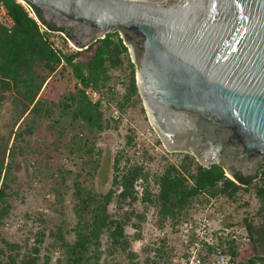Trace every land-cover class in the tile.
I'll use <instances>...</instances> for the list:
<instances>
[{"label":"water","instance_id":"obj_1","mask_svg":"<svg viewBox=\"0 0 264 264\" xmlns=\"http://www.w3.org/2000/svg\"><path fill=\"white\" fill-rule=\"evenodd\" d=\"M18 1L38 21L34 7L44 21L72 29L69 40L81 50L118 33L165 149L206 169L218 166L233 181L257 177L264 166V0Z\"/></svg>","mask_w":264,"mask_h":264},{"label":"trees","instance_id":"obj_2","mask_svg":"<svg viewBox=\"0 0 264 264\" xmlns=\"http://www.w3.org/2000/svg\"><path fill=\"white\" fill-rule=\"evenodd\" d=\"M0 6L11 21L10 26L0 23V111L6 103L10 105L8 131L0 136L1 227L12 207L10 199L15 180L12 166L17 156L25 155V149L38 127L44 126L45 121H52L48 128L61 125V114H64L68 121L66 125L63 124L66 127L83 123L93 133L105 128L102 101L92 103L76 84H68L66 92L56 98L57 81L49 82L51 75L64 66L63 69H67L83 87L91 84L101 91L100 88L109 81L108 71L121 65L128 49L119 34L112 33L86 49L69 52L66 39L73 40L74 37L69 31L44 21L36 7L33 6L43 25L52 32L65 35L59 37L60 47H55L48 33L40 32L37 22L27 15L17 0H0ZM130 67L124 102L134 95L138 96L131 62ZM55 111L59 114L56 120ZM56 134L59 137L62 133L58 131ZM126 138V144L130 146L134 138ZM68 148L73 153L82 152L89 156L93 152L89 139L78 136L71 140ZM183 155L178 166L167 165L162 173L152 177L156 186L153 192L149 186L150 174L144 170L142 163L132 162L122 153L114 157L111 188L105 193L88 188L82 178L92 179L98 169V162L87 160L84 164L90 167L89 171L82 166L69 185L73 190L72 212L75 224L71 232L74 240L69 242L62 228L50 234L59 250L54 264H111L103 258L104 253L110 256L123 254L129 260L137 257L131 250V239H140L139 234L130 238L125 229L131 226L137 230L144 220V213H138L135 208L138 197L134 184L138 179L146 183L140 200L156 206L161 221H176L195 209L196 204L202 205L211 198L226 196L235 199L234 195L240 188L248 189L252 185V178L236 174V183L225 176L222 168L214 165L206 169L192 156ZM50 193L56 196L58 188L51 187ZM256 195L264 201V183L256 186ZM112 204L115 206L113 213L109 210ZM247 228L251 230L250 225ZM43 238L44 232L39 231L32 247L26 248L23 244L24 251L17 243L0 240V264H38L40 248L36 245L41 244ZM103 238L106 239V250L103 249ZM164 244L165 240L154 249V259L160 257ZM49 261L46 257L44 264ZM244 264H264V257L254 256Z\"/></svg>","mask_w":264,"mask_h":264},{"label":"rangeland","instance_id":"obj_3","mask_svg":"<svg viewBox=\"0 0 264 264\" xmlns=\"http://www.w3.org/2000/svg\"><path fill=\"white\" fill-rule=\"evenodd\" d=\"M0 23L7 24L1 11ZM59 37L62 35L49 36L55 47L61 46ZM69 42L73 45L70 40ZM71 45L68 43L69 52L78 51L79 48L74 45L71 47ZM130 62L129 53L123 55L121 65L108 71L109 81L100 88L101 91L99 90L102 98L101 111L106 122L102 131L93 133L85 128L83 123L66 127L67 117L61 114V125L48 128L52 121H45L44 126L35 130L28 148L25 149V155L17 156L15 159L12 166V174L15 177L12 183L13 194L10 199L12 207L9 216L0 227V240L17 243L24 251L23 244L26 248L32 247L35 244V235L39 231L44 232L43 242L36 245L40 248L38 264H44L46 257L50 259L46 264H54L59 256V250L50 235L58 228H62L69 242L74 240V234L71 232L75 224L72 212L73 190L69 185L75 174L81 171L82 166L89 171L90 167L84 164L87 160L97 161L98 169L94 172L92 179L82 178L84 185L88 188L92 187L97 192L105 193L111 188L114 174L113 161L119 153L124 154L132 162L142 163L144 170L150 174L151 192L156 190L152 177L162 173L167 165L178 166L176 160L184 158L183 153L167 152L148 120L139 93L138 96L134 95L126 102L123 101L131 72ZM63 68L64 66L59 67L51 75L49 81H57L55 84L56 98H60V95L66 92L68 84L78 86L80 83L67 69ZM42 91L43 89L41 93ZM114 112L118 114L113 117ZM57 113L55 111L54 114L57 115ZM9 114L10 105L6 103L0 111V136L8 131ZM58 115L54 120L59 118ZM58 131L62 133L59 137L56 134ZM75 136L89 139L93 149L90 156L82 152L69 151L68 147ZM127 136L134 138L130 146L126 144ZM230 180L233 181V179ZM258 185L261 184L252 182L248 189L240 188L234 195L235 199L222 196L211 198L202 205L194 206L195 209L206 208L209 203H213L214 207L211 208L224 216L222 223L224 227L229 228L234 224H239L246 228L250 242L232 257L233 264H244L254 256L264 257V201L256 195ZM53 186L58 188L59 195H51ZM143 187H146L145 182H143ZM109 208L113 213L115 206L112 204ZM135 208L138 213H144V220L140 222L139 229L128 226L125 232L130 238L139 234L140 239H131V250L137 254V257L129 260L123 254L110 256L104 253L103 258L111 264L116 262L121 264H176L174 250L185 251L187 249V245L182 242L181 234H183V224L190 219L195 209L176 221H161L156 206L138 198ZM247 225H250L251 230L247 228ZM162 232L164 237H161ZM105 240L103 238V249L106 250ZM163 240H165L164 249L159 254L160 257L154 259V249Z\"/></svg>","mask_w":264,"mask_h":264},{"label":"built area","instance_id":"obj_4","mask_svg":"<svg viewBox=\"0 0 264 264\" xmlns=\"http://www.w3.org/2000/svg\"><path fill=\"white\" fill-rule=\"evenodd\" d=\"M18 1V0H17ZM27 15L34 19L40 32L48 33L52 35H65L62 32H52L46 29L37 19L32 8L24 1H18ZM1 13L5 16L7 26L11 25V21L7 18L3 7L0 6ZM70 44L69 40L66 39ZM71 47H74L71 45ZM81 49H78V51ZM78 87L83 91L84 96L96 103L102 101L99 91L91 84L83 87L78 84ZM118 112H114L113 117ZM168 153H171L167 151ZM181 158H178L176 162L181 163ZM257 177L254 178L253 183H264V167L257 171ZM143 181L138 179L134 184V190L138 198L143 195ZM211 207H214L213 203H209L206 208H197L194 210L190 219L183 224L182 242L187 245V249L174 250V259L176 264H233L232 257L236 256V253L248 246L250 238L245 227L234 224L231 227H224V216L215 212ZM161 237H164V233H161ZM240 249V250H239ZM234 252V254H232Z\"/></svg>","mask_w":264,"mask_h":264},{"label":"flooded vegetation","instance_id":"obj_5","mask_svg":"<svg viewBox=\"0 0 264 264\" xmlns=\"http://www.w3.org/2000/svg\"><path fill=\"white\" fill-rule=\"evenodd\" d=\"M67 31H69L70 32V34L73 36V31H72V29H66ZM264 167V166H263ZM244 178V177H243ZM254 180V179H253ZM253 180H252V182H253Z\"/></svg>","mask_w":264,"mask_h":264}]
</instances>
